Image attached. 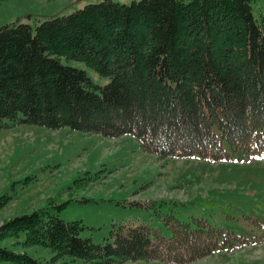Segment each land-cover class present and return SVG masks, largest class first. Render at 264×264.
Instances as JSON below:
<instances>
[{"label":"trees","instance_id":"16d2710c","mask_svg":"<svg viewBox=\"0 0 264 264\" xmlns=\"http://www.w3.org/2000/svg\"><path fill=\"white\" fill-rule=\"evenodd\" d=\"M61 56L84 61L109 80L96 84ZM15 122L130 134L159 158L264 155V14L255 18L251 0H100L34 27L2 24L0 126ZM163 221L169 235L146 223H120L94 242L79 235V220L39 207L1 224L0 260L45 264L14 250L19 243L97 264L178 263L240 238L202 218L166 214Z\"/></svg>","mask_w":264,"mask_h":264},{"label":"rangeland","instance_id":"374dc122","mask_svg":"<svg viewBox=\"0 0 264 264\" xmlns=\"http://www.w3.org/2000/svg\"><path fill=\"white\" fill-rule=\"evenodd\" d=\"M97 1L0 0V26L26 22L34 27ZM251 10L259 19L264 0H251ZM61 60L84 68L96 84L109 80L84 61L65 56ZM1 195L7 197L0 199V226L44 207L65 220H79V235L100 242L120 223H146L169 235L163 218L174 214L187 221L202 218L250 240L239 243L233 237L234 247L191 261L115 258L108 264H264V156L217 162L159 158L142 150L130 134L109 137L67 126L52 129L15 122L0 126ZM13 249L25 250L45 264H97L67 254L54 256L55 251L42 244L18 243ZM0 264L15 263L0 260Z\"/></svg>","mask_w":264,"mask_h":264}]
</instances>
